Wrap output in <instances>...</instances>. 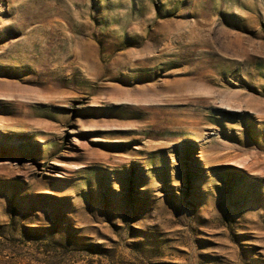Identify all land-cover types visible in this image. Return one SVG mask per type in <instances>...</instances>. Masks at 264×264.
Returning a JSON list of instances; mask_svg holds the SVG:
<instances>
[{
  "label": "rangeland",
  "instance_id": "rangeland-1",
  "mask_svg": "<svg viewBox=\"0 0 264 264\" xmlns=\"http://www.w3.org/2000/svg\"><path fill=\"white\" fill-rule=\"evenodd\" d=\"M0 264H264V0H0Z\"/></svg>",
  "mask_w": 264,
  "mask_h": 264
}]
</instances>
